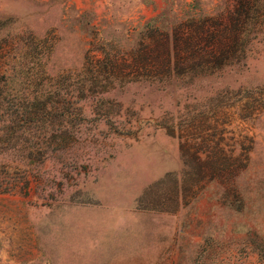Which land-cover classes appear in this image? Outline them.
I'll return each mask as SVG.
<instances>
[{
    "label": "rangeland",
    "instance_id": "rangeland-1",
    "mask_svg": "<svg viewBox=\"0 0 264 264\" xmlns=\"http://www.w3.org/2000/svg\"><path fill=\"white\" fill-rule=\"evenodd\" d=\"M248 1L0 0V103L45 115L0 264H264V0L221 72L170 77L149 41L197 15L220 43Z\"/></svg>",
    "mask_w": 264,
    "mask_h": 264
},
{
    "label": "trees",
    "instance_id": "trees-1",
    "mask_svg": "<svg viewBox=\"0 0 264 264\" xmlns=\"http://www.w3.org/2000/svg\"><path fill=\"white\" fill-rule=\"evenodd\" d=\"M257 2L249 0L241 4L242 8L229 13L226 22H223L224 14L221 22L216 20L218 30L221 27L227 32L220 43L216 42V18L189 15L175 22L165 35L158 33V26L149 25L152 26L149 41L155 43L154 47H169L162 58L168 76L181 74L193 79L221 72L239 62L247 54L249 35L254 32L249 29L250 19L255 17L254 12L258 14L261 9L255 6ZM157 54H162V51L159 50ZM154 59H158V56H154ZM140 62L139 66L142 64ZM40 112V107L0 103V193L13 191L20 181L28 186L29 175L33 172L29 171V165H38L45 160L38 148L39 136H31V132L41 129L40 116L45 115Z\"/></svg>",
    "mask_w": 264,
    "mask_h": 264
}]
</instances>
